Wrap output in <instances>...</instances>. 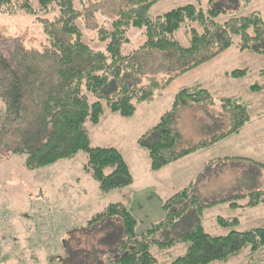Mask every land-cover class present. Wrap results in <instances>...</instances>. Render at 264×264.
<instances>
[{"label":"rangeland","instance_id":"374dc122","mask_svg":"<svg viewBox=\"0 0 264 264\" xmlns=\"http://www.w3.org/2000/svg\"><path fill=\"white\" fill-rule=\"evenodd\" d=\"M32 2L35 5L36 0ZM75 4L84 41L92 48H101L95 40L96 30L115 18L124 1L75 0ZM187 5L201 11L222 9L225 14L215 19L219 24L230 17L253 12L259 13L264 22V0H161L149 9L148 16L153 18ZM193 26L200 31L195 23L185 22L174 34L184 48L189 46L188 31ZM142 32L143 29L135 28L127 31L129 43L123 46L122 52L133 56L136 67L128 71L125 82L142 88L153 79L159 85L168 78L171 80L155 92L150 103L139 105L133 117L112 114L103 102L100 123L85 125L91 146L119 151L128 166L131 182L102 191L84 169L86 156L83 153L30 171L25 168L24 156L7 153L0 146V226L8 227L4 234L3 230L0 232V264H85L97 256L104 259L108 256L107 249L104 245L98 247L102 233L96 232L103 224L93 220L98 214L118 204L135 218V231L145 232L164 219V203L189 182L194 185L195 196L201 204L218 203L202 208L197 215L192 207L170 231L172 235L188 230L190 220L193 222L195 218H199L204 231L211 236H224L231 230L218 225L217 218L236 219L238 224L232 229L238 232L264 228V203L248 209H233L228 202H222L256 188L264 190L262 169L247 162L228 160L239 157L264 164V91L250 90L254 84L264 86V53L239 52L231 47L179 74L178 68L184 63L156 51H140L145 41ZM14 44L28 51L44 48L47 43L39 21L25 15H0V51L11 49ZM234 70H245L246 75L232 78L228 74ZM198 87L207 90L215 103H193L180 107L175 114L171 127L180 135L175 151L180 153L204 146L173 170L175 181L164 170L152 172L149 169L147 152L139 148L136 141L170 110L176 94ZM225 98H238L247 103L249 121L237 134L210 145L213 136L226 133L231 127L228 113L218 104L219 99ZM4 112L0 102V120ZM237 203L243 205L245 200ZM10 218L15 225H20H16V230L24 233L23 241L17 243ZM119 221L117 227L121 226ZM8 232L13 233L10 241L6 239ZM249 249H242L226 262L209 264H264V246L255 253H250ZM150 251L158 264H168L184 254L185 246L177 244L162 250L152 247Z\"/></svg>","mask_w":264,"mask_h":264},{"label":"trees","instance_id":"16d2710c","mask_svg":"<svg viewBox=\"0 0 264 264\" xmlns=\"http://www.w3.org/2000/svg\"><path fill=\"white\" fill-rule=\"evenodd\" d=\"M123 1L124 6L115 18L96 30L95 40L102 47L92 48L84 41L78 26L80 13L75 0H36L35 5L32 0H0V15L37 19L47 43L40 50L28 51L14 44L11 49L0 51V102L5 109L0 120V146L7 153L24 156L27 170L34 171L83 153L86 156L84 169L102 191L131 182L128 166L119 151L91 146L85 128L86 124L100 123L103 102L110 113L131 118L139 105L150 103L155 92L171 80L168 78L159 85L153 79L142 88L125 82L128 71L136 67L133 56L122 52L123 46L129 43L127 31L130 28L143 29L145 41L140 51H156L184 63L178 68L179 74L231 47L239 52L264 53V22L259 13L230 17L219 24L215 19L225 14L222 9L201 11L187 5L151 18L149 9L161 0ZM185 22L195 23L200 28L199 31L190 27L187 48L174 38ZM228 75L241 78L246 71L234 70ZM250 90L259 93L264 91V86L254 84ZM201 102L215 103L205 89L181 90L173 98L170 110L136 141L139 148L146 150L152 172L204 147L199 145L176 152L180 135L171 127L180 107ZM218 104L228 113L231 127L226 133L213 136L210 145L237 134L249 121L248 104L240 99H219ZM233 159L264 171V164L260 162L239 157L228 160ZM240 200L245 203L239 205ZM222 202H228L233 209L253 208L264 203V190L254 189ZM216 203L218 201L201 204L195 196L194 185L190 184L164 203V219L141 233L135 231L137 222L130 212L118 204L110 205L93 219L103 224L95 231L102 233L98 247L104 245L108 256L104 259L97 256L85 264H158L150 249L162 250L177 244L184 245L185 252L168 264H209L226 262L247 247L250 253H255L264 246V228L238 232L232 229L238 224L236 219L217 218L218 225L231 229L224 236L207 234L199 218L190 220L188 230L172 235L170 231L192 207L197 215L202 208ZM117 221L121 222L120 227L116 226Z\"/></svg>","mask_w":264,"mask_h":264},{"label":"crops","instance_id":"0c3cea01","mask_svg":"<svg viewBox=\"0 0 264 264\" xmlns=\"http://www.w3.org/2000/svg\"><path fill=\"white\" fill-rule=\"evenodd\" d=\"M195 153H191L190 155H188V156H186V157H184V158H182V159H180L179 161H177V162H174V163H172V164H170V165H168V166H166V167H164L163 169H161V171H159V172H163V170H164V172H168L169 173V177L172 179V180H175L176 181V176L175 175H172V174H175V173H173V170H175V168H177V167H179L181 164H183V163H186L189 159H191L192 158V156L194 155ZM217 159H221V158H216L215 160H217ZM213 164V163H212ZM260 177H261V174L259 173L258 174ZM261 180V179H260ZM264 180V179H263ZM175 181H172L174 184L176 183ZM180 183V182H179ZM190 184H192V182H189L188 184H187V186L188 185H190ZM179 185V184H178ZM186 185V184H185ZM186 188V187H185ZM181 189V188H180ZM194 190H195V188H194ZM256 190H260L259 188L257 189L256 188ZM180 191V190H179ZM178 191V192H179ZM177 192V193H178ZM11 217V216H10ZM16 225H18V226H20L19 224H16ZM16 225L13 223V221L11 220V218H10V227H11V229L14 231V233H15V237H16V239L18 240L17 241V243L19 242V241H23L22 239H24V233L23 232H20V233H18L17 232V230H16ZM8 227H7V225L6 226H0V232H1V230H3V234H4V230L5 229H7ZM12 236H13V233H12ZM22 238V239H21ZM15 244L16 246H18V244Z\"/></svg>","mask_w":264,"mask_h":264},{"label":"built area","instance_id":"2783aa9c","mask_svg":"<svg viewBox=\"0 0 264 264\" xmlns=\"http://www.w3.org/2000/svg\"><path fill=\"white\" fill-rule=\"evenodd\" d=\"M12 237V232H8V235L6 237L7 241H10Z\"/></svg>","mask_w":264,"mask_h":264}]
</instances>
